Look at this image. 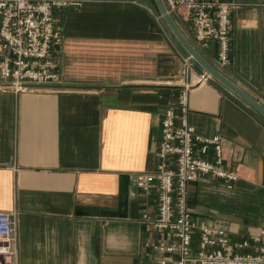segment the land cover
Returning <instances> with one entry per match:
<instances>
[{"label": "crops", "instance_id": "0c3cea01", "mask_svg": "<svg viewBox=\"0 0 264 264\" xmlns=\"http://www.w3.org/2000/svg\"><path fill=\"white\" fill-rule=\"evenodd\" d=\"M235 2L224 66L215 42L195 40L183 8L171 15L206 61L264 105V0ZM154 12V0H83L60 10L61 82L0 85V211L16 219L0 264L165 257L150 246L164 234L143 218L156 215L157 188L145 191L136 178L158 162L162 112L176 102L187 52ZM188 105V123L220 135L223 163L238 175L231 187L212 176L191 182L192 217L233 241L250 239L264 230V115L213 76L190 87Z\"/></svg>", "mask_w": 264, "mask_h": 264}, {"label": "built area", "instance_id": "2783aa9c", "mask_svg": "<svg viewBox=\"0 0 264 264\" xmlns=\"http://www.w3.org/2000/svg\"><path fill=\"white\" fill-rule=\"evenodd\" d=\"M82 1L0 0V85L21 90L61 82L63 32L58 12L78 7ZM162 2L170 14L183 8L195 40L202 44L215 42L219 65L228 63L235 0ZM153 17L155 22H162L160 12H154ZM180 56L183 82L175 104L162 112L158 162L153 170L136 178L137 186L145 191L157 188L156 215L144 213L143 218L164 237L150 246L165 254L160 264H264V230L250 239L233 241L225 229L192 217L188 205L191 182L212 176L231 187L238 175L223 163L220 135L197 134L188 123L189 89L212 75L205 69L197 72L196 61L189 53ZM210 149L211 158L207 157ZM15 227L14 214L0 211V255L11 252L9 242Z\"/></svg>", "mask_w": 264, "mask_h": 264}, {"label": "water", "instance_id": "95a60500", "mask_svg": "<svg viewBox=\"0 0 264 264\" xmlns=\"http://www.w3.org/2000/svg\"><path fill=\"white\" fill-rule=\"evenodd\" d=\"M154 2L174 37L178 40L182 47L195 59V61L206 71H208L213 77L228 86L237 95H239L242 99H244L252 107H254L257 111L264 115V105H262L258 100L244 92L240 87H238L235 83L226 78L217 68H215L202 57V55L197 51L193 44L185 37V35L179 29L174 19L172 18V15L167 11L166 7L164 6L162 0H154Z\"/></svg>", "mask_w": 264, "mask_h": 264}, {"label": "rangeland", "instance_id": "374dc122", "mask_svg": "<svg viewBox=\"0 0 264 264\" xmlns=\"http://www.w3.org/2000/svg\"><path fill=\"white\" fill-rule=\"evenodd\" d=\"M159 12V11H158ZM162 22H164L166 24V22L164 21V19L162 18ZM167 25V24H166ZM187 52V51H186ZM188 53V52H187ZM197 63V62H196Z\"/></svg>", "mask_w": 264, "mask_h": 264}]
</instances>
